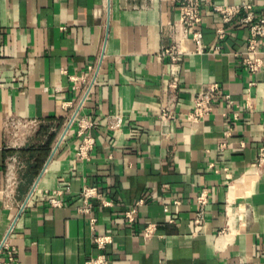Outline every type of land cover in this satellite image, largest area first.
Wrapping results in <instances>:
<instances>
[{
  "label": "crops",
  "instance_id": "crops-1",
  "mask_svg": "<svg viewBox=\"0 0 264 264\" xmlns=\"http://www.w3.org/2000/svg\"><path fill=\"white\" fill-rule=\"evenodd\" d=\"M207 2L264 16V0ZM181 6L0 0V245L15 249L12 264H85L100 254L98 236L113 237L110 264H264V67L244 63L247 12L226 24L203 8V45L182 41L174 77L165 50ZM258 51L264 58V39ZM212 83L221 88L213 111L191 127L181 118ZM165 108L174 119L162 125ZM85 123L95 146L80 158ZM84 188L101 197L87 203Z\"/></svg>",
  "mask_w": 264,
  "mask_h": 264
},
{
  "label": "built area",
  "instance_id": "built-area-1",
  "mask_svg": "<svg viewBox=\"0 0 264 264\" xmlns=\"http://www.w3.org/2000/svg\"><path fill=\"white\" fill-rule=\"evenodd\" d=\"M181 13L180 19L170 25V29L173 36L174 46L168 50H165V54L171 58L172 63V74L176 77V68L177 63L180 60V57L183 55L181 51V43L183 40L192 38V40L196 43L197 48L200 49L202 47V32L199 29V25L202 22L203 17V8L209 7L211 11L215 13H220L222 15L224 23H230L236 18L241 11L245 10L247 12V16L242 20L243 24L250 26V39H249V47H248V58L245 59L244 63L247 66V69L250 73H257L264 67V58L261 56L258 51L259 42L264 39V16L261 17L257 22H255V14L254 7L247 3H242L241 5L236 6H219L208 3L207 0H181ZM219 38L223 39L225 37V31L223 28L218 30ZM175 85V81L173 82ZM253 86V85H251ZM221 91L220 85L217 83L210 84L206 89L201 91L194 100V108L185 117H182L181 120L191 127H198L205 119L213 111L214 100L219 96ZM224 100L227 103V107L232 109L235 107L236 103L232 99L231 95L225 94L223 95ZM240 114L238 112L233 114L234 120L239 119ZM162 125L167 120L174 119V116L171 115L169 109L165 108L162 111L161 115ZM121 123V119H118L116 126L118 127ZM91 123H85L84 126L81 127L80 136H83L84 139L80 145L77 156L80 158H89L90 151L95 146V140L93 137L89 135H85V132L92 128ZM113 128V127H112ZM259 165H264V142L260 147L259 153ZM82 197L88 203L89 200L101 197V193L96 188H84L81 193ZM200 203H206L203 197L200 199ZM51 204L54 207H59L60 202L52 199ZM143 201H140L138 204H142ZM166 211H168L166 207ZM137 209L133 208L126 214V218L128 222L133 223L136 220ZM177 220V217L171 216L170 223H174ZM94 222V221H93ZM200 222L197 220L195 223V233H198L201 230ZM154 232V226L150 225L146 228L144 232V237L148 238ZM96 245L100 254L89 259L85 264H110L106 251L109 245L113 242L112 236H98L95 239ZM6 249L8 262L6 264H12L15 258V249L9 247L7 243V238L4 239L2 244L0 245V254L3 249Z\"/></svg>",
  "mask_w": 264,
  "mask_h": 264
},
{
  "label": "bare ground",
  "instance_id": "bare-ground-1",
  "mask_svg": "<svg viewBox=\"0 0 264 264\" xmlns=\"http://www.w3.org/2000/svg\"><path fill=\"white\" fill-rule=\"evenodd\" d=\"M77 116H78V111H77V112H74V113L72 114V116L70 117L69 122H68V124H67V127H66V129H65V131H64V134H65V133L67 134L69 128H70L71 125L74 123V121H75V119L77 118ZM66 134H65V135H66ZM63 136H64V135H63ZM55 150H56V149H55ZM54 152H55V151H54Z\"/></svg>",
  "mask_w": 264,
  "mask_h": 264
},
{
  "label": "water",
  "instance_id": "water-1",
  "mask_svg": "<svg viewBox=\"0 0 264 264\" xmlns=\"http://www.w3.org/2000/svg\"><path fill=\"white\" fill-rule=\"evenodd\" d=\"M53 155V154H52ZM51 159H52V157H51ZM50 159V160H51ZM50 160L48 161V163L45 165V167L43 168V170H42V172H41V174H40V176H39V178H38V180L40 179V177L42 176V174L44 173V170H45V168L48 166V164H49V162H50ZM37 183H38V181H37ZM36 185L37 184H35V186H34V188H33V190H32V192H31V194H30V196H29V198L27 199V201L26 202H28V200L30 199V197L32 196V194H33V192H34V189L36 188ZM25 205H26V203H25ZM24 205V206H25Z\"/></svg>",
  "mask_w": 264,
  "mask_h": 264
},
{
  "label": "trees",
  "instance_id": "trees-1",
  "mask_svg": "<svg viewBox=\"0 0 264 264\" xmlns=\"http://www.w3.org/2000/svg\"><path fill=\"white\" fill-rule=\"evenodd\" d=\"M54 140V139H53ZM51 143V142H50ZM50 146V144L48 145V147Z\"/></svg>",
  "mask_w": 264,
  "mask_h": 264
}]
</instances>
